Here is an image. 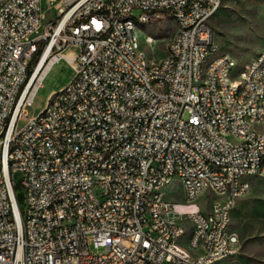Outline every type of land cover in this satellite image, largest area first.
Masks as SVG:
<instances>
[{
    "label": "built area",
    "instance_id": "2783aa9c",
    "mask_svg": "<svg viewBox=\"0 0 264 264\" xmlns=\"http://www.w3.org/2000/svg\"><path fill=\"white\" fill-rule=\"evenodd\" d=\"M223 1L73 0L44 22L43 0H0V264H216L238 253L232 211L264 177V49L236 72L210 24ZM160 17L177 30L149 58L156 40L137 27ZM61 57L74 76L29 117ZM174 181L197 208H177ZM200 196L214 198L209 209Z\"/></svg>",
    "mask_w": 264,
    "mask_h": 264
},
{
    "label": "rangeland",
    "instance_id": "374dc122",
    "mask_svg": "<svg viewBox=\"0 0 264 264\" xmlns=\"http://www.w3.org/2000/svg\"><path fill=\"white\" fill-rule=\"evenodd\" d=\"M73 0H43L44 22L56 19L62 9H66ZM107 1V0H106ZM140 10H134L138 16ZM221 52H228L238 61L236 72L255 54L264 49V0H224L218 12L210 21ZM177 26L171 17H160L149 23H139L137 33L141 40L152 35L154 47L144 45L149 58L160 59L167 53L166 45L172 39ZM75 50L68 48L65 52ZM75 70L64 57L55 61L45 74L41 86L37 89L33 103L26 107L29 117L38 116L47 106L52 95L62 90L74 76ZM264 128V127H263ZM21 189V188H18ZM167 193L181 202L185 201L183 186L174 181L167 188ZM21 201V198H19ZM212 197L208 200L200 196L198 203L203 210L209 209ZM188 210L197 208L187 206ZM230 230L240 240L238 253L216 264H264V177H257L252 182L248 196L240 199L232 211ZM186 234L180 240L183 248L189 249ZM192 254L198 252L190 250Z\"/></svg>",
    "mask_w": 264,
    "mask_h": 264
},
{
    "label": "bare ground",
    "instance_id": "6f19581e",
    "mask_svg": "<svg viewBox=\"0 0 264 264\" xmlns=\"http://www.w3.org/2000/svg\"><path fill=\"white\" fill-rule=\"evenodd\" d=\"M177 208H179L181 210H188L185 208V204H177Z\"/></svg>",
    "mask_w": 264,
    "mask_h": 264
},
{
    "label": "crops",
    "instance_id": "0c3cea01",
    "mask_svg": "<svg viewBox=\"0 0 264 264\" xmlns=\"http://www.w3.org/2000/svg\"><path fill=\"white\" fill-rule=\"evenodd\" d=\"M256 178H257V177H256ZM254 179H255V178H253V180H254ZM253 180H252V182H253ZM251 189H252V188H251ZM248 195H249V194H248ZM248 195H247V196H248ZM245 197H246V196H245ZM245 197H243V198H245ZM241 199H242V198H241ZM239 200H240V199H239ZM239 200H238V201H239ZM231 219H232V214H231Z\"/></svg>",
    "mask_w": 264,
    "mask_h": 264
}]
</instances>
